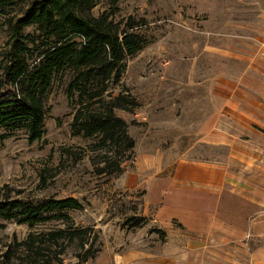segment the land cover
I'll return each mask as SVG.
<instances>
[{
    "label": "rangeland",
    "instance_id": "374dc122",
    "mask_svg": "<svg viewBox=\"0 0 264 264\" xmlns=\"http://www.w3.org/2000/svg\"><path fill=\"white\" fill-rule=\"evenodd\" d=\"M31 1L13 0L7 7L0 1V78L10 49L7 22L20 18ZM91 14L104 15L121 30L133 24L144 42L143 49L125 62L119 83L109 92L112 97L128 93L140 105L130 113L114 112L127 123L135 146L120 170L100 174L120 159L108 147L101 149L97 139L73 132L79 100L68 94L75 75L71 69L55 74L50 83L40 141L29 142L21 127H0V201L77 199L84 209L66 213L76 227L92 229L97 236L94 248L100 251L85 264L123 246L130 230L147 245L160 243L164 233L153 226L143 228L146 218L142 226L131 229L133 219L143 218L146 205L153 206L146 210L147 217L156 210L155 193L145 184L157 173L152 169L177 160L225 161L228 146L201 142L202 125L222 109L225 96L240 92L257 97L264 87V69L256 68L264 62V0H95ZM23 31L39 36L35 27ZM42 50L32 48L29 68L40 61ZM252 133H242V140L250 141V152L262 158L264 133ZM259 210L264 216V207ZM259 224V236L249 246L261 253L253 260L246 255L240 264H264V221ZM63 227L52 221L29 229L1 219L0 257L14 240L23 241L30 232ZM138 228H143L140 234ZM64 252L59 264H78L76 244L66 245Z\"/></svg>",
    "mask_w": 264,
    "mask_h": 264
},
{
    "label": "trees",
    "instance_id": "16d2710c",
    "mask_svg": "<svg viewBox=\"0 0 264 264\" xmlns=\"http://www.w3.org/2000/svg\"><path fill=\"white\" fill-rule=\"evenodd\" d=\"M7 7L13 0H0ZM95 0H33L20 18L7 22L9 39L6 65L0 78V127L24 129L29 142L43 137L44 97L55 74L72 70L74 78L68 94L78 98L79 108L72 123L73 132L83 138L97 139L99 147H108L120 160L100 170L114 173L128 159L134 140L127 123L115 116L120 110L130 113L140 105L131 95H109L119 83L129 57L144 47L134 25L119 29L104 15L91 14ZM26 27H35L39 36L24 35ZM42 47L39 62L29 68L32 48ZM105 162V161H104ZM77 199L40 202L0 201V220L24 224L29 229L59 222L62 229L45 233L30 232L23 241L14 240L0 257V264H59L68 244H76L78 264H85L100 251L94 248L97 236L91 228L76 227L68 211L83 210ZM134 220V221H133ZM131 229L142 226L144 218L133 219ZM162 234L161 231H158Z\"/></svg>",
    "mask_w": 264,
    "mask_h": 264
},
{
    "label": "crops",
    "instance_id": "0c3cea01",
    "mask_svg": "<svg viewBox=\"0 0 264 264\" xmlns=\"http://www.w3.org/2000/svg\"><path fill=\"white\" fill-rule=\"evenodd\" d=\"M257 64L264 69V62ZM259 91L257 97L225 96L222 109L201 127V142L228 146L225 161L177 160L152 169L157 173L145 184L156 194V210L147 217L153 206L146 205L141 216L148 220L143 228L153 226L163 240L147 245L130 230L123 246L108 249L94 264H240L246 255L259 256L261 250L249 245L264 221V152L255 156L253 144L241 137L255 129L264 133V87Z\"/></svg>",
    "mask_w": 264,
    "mask_h": 264
}]
</instances>
